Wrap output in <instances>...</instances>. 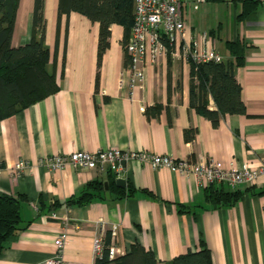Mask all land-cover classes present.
<instances>
[{
  "label": "crops",
  "instance_id": "obj_1",
  "mask_svg": "<svg viewBox=\"0 0 264 264\" xmlns=\"http://www.w3.org/2000/svg\"><path fill=\"white\" fill-rule=\"evenodd\" d=\"M179 3L188 42L200 43L204 32L222 59L230 58L226 41L247 43L243 63L234 69L244 112L219 114L215 124L198 113L189 103L191 61L161 54L144 62L140 79L121 74L124 50L117 23L109 25V44L97 65V21L76 11L57 18V0H43L44 41L50 55L55 47L58 88L0 119V193L21 197L20 228L3 242L0 264H43L57 234L65 235L66 264H92L93 238L103 239L112 224L114 256L139 243L153 252L155 264H166L204 244L211 264H264V172L251 184L212 182L211 189L239 192L231 203H213L205 196L208 184L194 173L134 158L126 164L125 183L114 182L121 193L108 184L110 172L37 164L49 153L115 146L190 161L213 159L225 167L258 165L264 154V0L242 19H236L241 0ZM32 4L18 0L11 45L28 40ZM153 105H158L154 111ZM207 107L215 108L210 96ZM188 128L194 132L185 138ZM18 160L25 165L13 178L9 168ZM91 180L101 187L90 201H65ZM53 200L60 204L52 208Z\"/></svg>",
  "mask_w": 264,
  "mask_h": 264
},
{
  "label": "trees",
  "instance_id": "obj_2",
  "mask_svg": "<svg viewBox=\"0 0 264 264\" xmlns=\"http://www.w3.org/2000/svg\"><path fill=\"white\" fill-rule=\"evenodd\" d=\"M259 0H241L236 19H242L254 9ZM18 0H0V119L9 116L58 88L55 77V47L52 54L44 41L42 3L33 0L29 38L26 42L11 45L10 37L13 28L15 10ZM69 11L85 15L90 21H97L96 63L108 46L109 25L117 23L122 27L121 45L123 46L132 22V0H57V18ZM58 24V19H57ZM230 58L218 61L206 60L190 62L189 65V103L194 109L210 120L217 122L219 114L243 113L244 104L240 98V85L235 78L234 69L243 63L244 48L247 43L239 38L225 42ZM169 58V55L166 54ZM127 57L124 53L123 63ZM62 74V68L59 75ZM210 96L215 108L207 107ZM158 105L150 109L156 110ZM147 108H145V111ZM194 129L184 130L185 138L193 135ZM113 175V174H112ZM114 177V176H113ZM110 177L108 184L113 185L120 193L122 187L114 185ZM209 183L206 187L210 186ZM101 187V182L91 180L76 195L65 201L82 205L91 200L94 190ZM130 190V188H128ZM205 196L213 203H231L239 195L237 190L222 191L205 188ZM20 196L14 197L0 193V251L6 238L19 228ZM60 204L53 200L51 207ZM109 230L104 232L100 254H96L92 264H155L153 252L139 243H133L124 253L108 258L107 243ZM166 264H211L208 249L204 244L198 250H186L172 256Z\"/></svg>",
  "mask_w": 264,
  "mask_h": 264
},
{
  "label": "built area",
  "instance_id": "obj_3",
  "mask_svg": "<svg viewBox=\"0 0 264 264\" xmlns=\"http://www.w3.org/2000/svg\"><path fill=\"white\" fill-rule=\"evenodd\" d=\"M179 4V0H132V22L123 44L127 62L121 74L127 71L130 80L140 79L143 76L144 62L154 61L161 54H168L172 59H180L187 63L221 59L204 32L198 44L184 39L185 27ZM193 7H196V3ZM133 158L148 162L152 167L166 166L181 173H194L205 184L212 182H222L230 186L241 182L251 184L259 173L264 172V154L254 168H249L246 164L232 163L225 167L213 159L190 161L169 154L138 149L123 150L115 146L96 150L73 149L69 152L49 153L39 156L37 164L52 169L70 165L76 169L90 168L99 172H110L114 177H124L126 164ZM24 165L23 160H18L10 166L9 172L13 178L22 171ZM115 228L114 224L109 228L108 258L115 255L112 243ZM64 243L65 235L57 234L53 239L54 251L42 263L66 264L62 259ZM101 248L102 236L96 235L93 238V249L96 254H100Z\"/></svg>",
  "mask_w": 264,
  "mask_h": 264
},
{
  "label": "water",
  "instance_id": "obj_4",
  "mask_svg": "<svg viewBox=\"0 0 264 264\" xmlns=\"http://www.w3.org/2000/svg\"><path fill=\"white\" fill-rule=\"evenodd\" d=\"M115 182H116L117 184H121V185H123V184L125 183L123 177H115Z\"/></svg>",
  "mask_w": 264,
  "mask_h": 264
}]
</instances>
